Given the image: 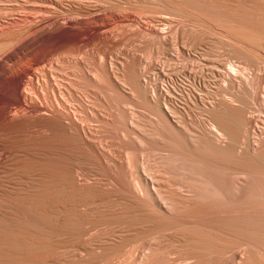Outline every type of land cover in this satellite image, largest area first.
<instances>
[{
	"label": "bare ground",
	"instance_id": "bare-ground-1",
	"mask_svg": "<svg viewBox=\"0 0 264 264\" xmlns=\"http://www.w3.org/2000/svg\"><path fill=\"white\" fill-rule=\"evenodd\" d=\"M43 1L120 20L0 66V264H264V0ZM8 4L0 56L34 30Z\"/></svg>",
	"mask_w": 264,
	"mask_h": 264
},
{
	"label": "rangeland",
	"instance_id": "rangeland-1",
	"mask_svg": "<svg viewBox=\"0 0 264 264\" xmlns=\"http://www.w3.org/2000/svg\"><path fill=\"white\" fill-rule=\"evenodd\" d=\"M3 1H6V4L9 3H14L15 0H3ZM21 3V6L24 7L22 8L23 10H19L17 11V13L19 14L18 18L19 19H22L24 16L25 17H33L34 19H28V21H34L33 24H34V30L33 32H31L28 36L24 37L14 48L10 49V51L8 50V52L4 53V55L0 56V66H4L6 68H9L10 71H13L19 67H23L26 71V68L27 69H32V60L33 58L35 57V55L41 51L43 48H41V36L44 35L46 32H47V29H50L51 27H54L55 25L56 26H60L59 29H71V28H84L86 30H88V33L90 32V34L94 33V29L98 32V33H105V32H109L111 29L115 28L116 26H118L119 24V20L120 18L117 17V14L114 13V12H110L109 11H101V12H96V13H93L91 14V16H85V17H81V16H76V15H63V16H58V15H55V14H44V13H30L29 9H37L39 10L40 8H42L41 10H43L45 8V5H44V1L43 0H17ZM96 1V2H95ZM43 2V3H42ZM95 4H97V6L99 5V7L104 4L100 1L99 4L97 2V0H94ZM90 3H93V0H90ZM102 3V4H101ZM8 4V5H9ZM23 4V5H22ZM26 4V5H25ZM94 4V3H93ZM101 4V5H100ZM20 5V4H19ZM26 6V7H25ZM105 7V5H102V8ZM27 8V9H26ZM29 8V9H28ZM4 11H0V13H2ZM22 14V15H21ZM113 14V15H112ZM116 15V16H115ZM126 15H130V16H136L132 13H127ZM23 16V17H22ZM42 16V17H41ZM114 17V18H113ZM116 17V18H115ZM39 18V19H38ZM142 23L144 24L145 22L142 21ZM140 23V25L146 27V25L148 23H145L144 25ZM115 24V26H113ZM54 25V26H53ZM100 25H106L105 28H102V29H98V27ZM112 26V27H111ZM111 27V28H110ZM88 28V29H87ZM46 29V30H45ZM92 31H91V30ZM46 32H45V31ZM104 30V31H103ZM45 32L43 34V32ZM39 32V33H38ZM40 32L42 34H40ZM34 33H36L35 36H32ZM40 34V35H39ZM37 36V37H36ZM40 36V37H39ZM137 38H130V40H128L129 42L125 41L122 46H120L121 48L120 49H125V50H129V48H131V50H134L133 48L135 47L136 51H138L140 48V44L142 45V41L139 40ZM136 43V44H135ZM131 44V45H130ZM139 44V45H138ZM134 46V47H133ZM27 47V48H26ZM142 47V46H141ZM26 48V49H25ZM35 49L36 52H33ZM37 49V50H36ZM16 51V52H15ZM19 51V52H18ZM15 54L16 57L15 58H10L9 55L11 54ZM141 53V54H140ZM137 55L143 57V59L148 58L149 60V57L147 56H150L148 53L145 54L144 53V50H140L139 52H136ZM116 55V54H115ZM114 55V56H115ZM144 55V56H143ZM19 56V57H17ZM146 56V57H145ZM151 58V56H150ZM15 59V60H14ZM114 59V58H112ZM12 60V61H11ZM145 60V61H146ZM147 60V61H148ZM16 61V62H15ZM18 65V66H17ZM14 66V67H12ZM12 68V70H11ZM68 67H66L65 65L62 67L61 71L62 72L61 74L63 75H67L68 74V78H71L70 75L71 72H69L68 70H70L69 68L67 69ZM25 74H23L22 76V79L23 81L25 82L26 80L29 79L30 75L29 72H25ZM27 76V77H26ZM73 78V77H72ZM26 79V80H25ZM14 110V109H13ZM71 147L70 146H65V149L62 151V154L70 149ZM136 249V248H135ZM133 248V258L130 257L131 259H133L132 263H131V259H127L126 261L127 262H122L121 264H134L136 262V260H138V257L140 255L139 252L141 251H134L135 250ZM138 253V254H137ZM135 254L137 256H135ZM137 257V258H136ZM136 258V259H135ZM135 261V262H134ZM130 262V263H129Z\"/></svg>",
	"mask_w": 264,
	"mask_h": 264
}]
</instances>
